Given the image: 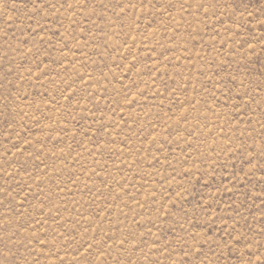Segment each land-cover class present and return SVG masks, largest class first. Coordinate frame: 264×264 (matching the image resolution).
Segmentation results:
<instances>
[{
    "label": "rangeland",
    "instance_id": "1",
    "mask_svg": "<svg viewBox=\"0 0 264 264\" xmlns=\"http://www.w3.org/2000/svg\"><path fill=\"white\" fill-rule=\"evenodd\" d=\"M0 264H264V0H0Z\"/></svg>",
    "mask_w": 264,
    "mask_h": 264
}]
</instances>
